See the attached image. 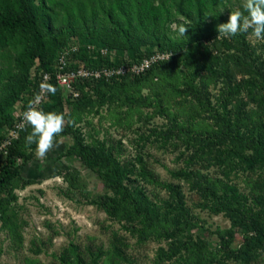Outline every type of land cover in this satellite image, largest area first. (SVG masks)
<instances>
[{
  "label": "trees",
  "instance_id": "16d2710c",
  "mask_svg": "<svg viewBox=\"0 0 264 264\" xmlns=\"http://www.w3.org/2000/svg\"><path fill=\"white\" fill-rule=\"evenodd\" d=\"M233 1L0 0V143L16 123L17 108L25 110L38 92L41 75L51 74L49 84L57 92L41 109L63 114L64 130L56 141H73L59 160L77 158L106 188L96 196L82 193L86 184L74 170L65 173L69 191H79L139 243H166L154 264H256L264 256V41L253 44L244 33L218 37V25L229 19L225 12L236 4L244 11L243 0ZM75 42L81 45L75 57L91 69L138 63L157 52L172 55L138 77L77 82L79 97L73 98L54 73L61 52ZM89 45L116 51L114 62L89 53ZM164 78L177 98L174 106L157 92ZM146 89L155 93L145 96ZM105 106L154 109L146 122L167 119L142 135L138 146L144 150L154 138L162 148H183V166L169 171L172 182L161 179L143 152L126 160L121 140L115 144L98 131L85 132L84 116H98ZM30 132V127L21 132L0 164V230L15 237L24 222L12 207L15 191L43 178L23 175L36 161L35 144L25 141ZM188 193L197 198L192 205ZM197 208L223 216L230 227L212 231ZM112 239L111 250L71 243L59 260L133 264L126 243L117 233Z\"/></svg>",
  "mask_w": 264,
  "mask_h": 264
},
{
  "label": "rangeland",
  "instance_id": "374dc122",
  "mask_svg": "<svg viewBox=\"0 0 264 264\" xmlns=\"http://www.w3.org/2000/svg\"><path fill=\"white\" fill-rule=\"evenodd\" d=\"M233 2L236 3L235 0ZM238 5L236 4L232 11H237ZM227 12H225L226 16L230 17L229 11ZM250 40L253 44L260 43L252 37ZM1 64L0 59V66ZM167 81L169 79L164 78L158 82L157 92L159 90L163 92L166 103L174 106L177 98L167 90ZM143 92L145 96L155 93L147 89ZM216 92L213 89V93ZM69 112L70 110L66 111ZM153 112L154 109L136 111L127 107L105 106L98 116L85 115L81 125L85 128V132L98 131L101 138H106L115 144L121 140L124 149L123 158L126 160H135L136 155L143 152L145 160L161 179L172 182L169 171L183 166V159L180 158L183 148L180 150L172 146L162 148L159 143L152 142L154 138L146 144L144 150L138 146L142 135L148 136L152 128L167 123V119L162 116H155L150 122H146L147 114ZM72 142L70 137L56 141L45 159H36L33 164L24 168L23 175L43 178H40V183L15 191L18 200L12 203V207L17 206L16 208L20 210L19 219L24 221L20 230L22 239L7 230H0V264H61L59 256L70 247L71 243L82 249L104 247L105 250H111L114 233L126 243L127 249L125 247L124 250L133 264H154L157 250L162 246L166 247V243L151 239L145 244L139 243L138 239L123 229L122 225L90 205L79 191H69L70 184L65 180V173L74 170L79 172L77 178L82 179L86 184L87 190L82 193L96 196L106 191L100 178L89 171L77 158L59 160L60 155ZM73 181L75 182L76 179ZM148 188L157 195L160 193V197L166 196L165 191L161 189L152 186ZM185 191H188L186 187ZM188 196L190 205L196 202L195 196L189 193ZM194 211L212 231L230 227V222L223 216H211L199 208ZM105 264L114 263L105 262ZM229 264L236 263L230 261ZM256 264H264V256Z\"/></svg>",
  "mask_w": 264,
  "mask_h": 264
},
{
  "label": "clouds",
  "instance_id": "9594fccd",
  "mask_svg": "<svg viewBox=\"0 0 264 264\" xmlns=\"http://www.w3.org/2000/svg\"><path fill=\"white\" fill-rule=\"evenodd\" d=\"M244 11H232L226 23L218 25V37L231 38L238 34H249L255 41H264V0H243ZM245 13H247L245 15ZM186 28L181 29V34ZM57 88L45 81L40 84V91L29 101L23 112L22 127H30L31 132L26 136V144H35L36 159L43 160L55 146L65 125L63 114L45 112L39 105L49 95H55Z\"/></svg>",
  "mask_w": 264,
  "mask_h": 264
},
{
  "label": "built area",
  "instance_id": "2783aa9c",
  "mask_svg": "<svg viewBox=\"0 0 264 264\" xmlns=\"http://www.w3.org/2000/svg\"><path fill=\"white\" fill-rule=\"evenodd\" d=\"M81 50V45L78 42L72 43L70 46L65 48L57 59L54 76L60 87L73 98L79 97V92L75 90V84L77 82L81 83H93L105 79L111 81L116 78H121L124 76L138 77L145 74L156 64L163 61L169 60L171 58V53L157 52L154 55L143 59L138 63L126 64L119 67H104L102 69H91L89 68L85 61L81 58H76L75 54L79 53ZM89 53H97L99 57L109 58L111 62H114L117 53L116 51H110L108 48L98 49L95 46L89 45L87 47ZM49 83L52 79V75L45 73L41 75V81ZM40 91V85L38 92ZM37 92V93H38ZM49 100V95L41 102L39 107ZM26 110V109H25ZM21 107L17 108L14 115L16 118V123L9 128L4 139L0 143V164L9 156L10 149L15 141L20 138L21 132L26 128L22 127V117L23 112Z\"/></svg>",
  "mask_w": 264,
  "mask_h": 264
}]
</instances>
